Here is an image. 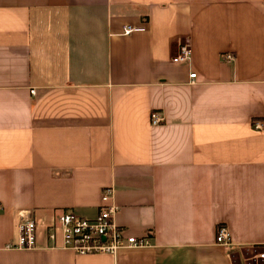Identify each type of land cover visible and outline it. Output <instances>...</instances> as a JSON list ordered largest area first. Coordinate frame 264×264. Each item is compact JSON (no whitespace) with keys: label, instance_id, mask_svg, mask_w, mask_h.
Wrapping results in <instances>:
<instances>
[{"label":"crops","instance_id":"obj_1","mask_svg":"<svg viewBox=\"0 0 264 264\" xmlns=\"http://www.w3.org/2000/svg\"><path fill=\"white\" fill-rule=\"evenodd\" d=\"M184 42L191 59L175 61ZM256 121L264 0H0V264H264ZM107 186L120 227L152 245L80 254L50 239L63 211L95 217ZM21 211L35 248L6 247Z\"/></svg>","mask_w":264,"mask_h":264},{"label":"built area","instance_id":"obj_2","mask_svg":"<svg viewBox=\"0 0 264 264\" xmlns=\"http://www.w3.org/2000/svg\"><path fill=\"white\" fill-rule=\"evenodd\" d=\"M140 27L127 24L124 26V33H131ZM192 49L189 43H182L178 53L174 56L175 61H186L191 59ZM226 57L233 59L232 53H227ZM196 72L191 73V77H196ZM35 93V89H32ZM164 116L153 111L151 122L161 123ZM257 128H263L264 122L256 121ZM114 188L107 186L102 192V202L95 217L89 218L78 214L74 210L63 211L55 222L49 227V237L56 240L58 234L62 235V247L74 250L80 254L96 253H116L122 247H145L152 245L151 237L148 235L126 234L115 219L118 205L113 202ZM2 206L0 205V208ZM21 219L18 223V233L15 241L7 243V248L31 249L37 246L38 222L30 215L29 211H21ZM216 241L228 248L233 247L230 230L226 225H219L217 228ZM264 260V249L256 254Z\"/></svg>","mask_w":264,"mask_h":264},{"label":"rangeland","instance_id":"obj_3","mask_svg":"<svg viewBox=\"0 0 264 264\" xmlns=\"http://www.w3.org/2000/svg\"><path fill=\"white\" fill-rule=\"evenodd\" d=\"M248 262L251 263V264H263V262L260 260H256L253 255H250L248 257Z\"/></svg>","mask_w":264,"mask_h":264}]
</instances>
